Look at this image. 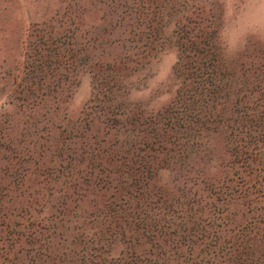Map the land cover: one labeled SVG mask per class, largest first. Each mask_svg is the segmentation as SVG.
<instances>
[{
    "label": "rangeland",
    "instance_id": "374dc122",
    "mask_svg": "<svg viewBox=\"0 0 264 264\" xmlns=\"http://www.w3.org/2000/svg\"><path fill=\"white\" fill-rule=\"evenodd\" d=\"M0 264H264V0H0Z\"/></svg>",
    "mask_w": 264,
    "mask_h": 264
}]
</instances>
